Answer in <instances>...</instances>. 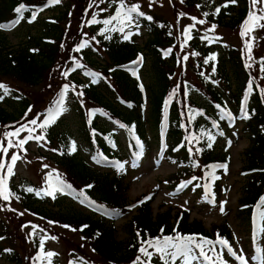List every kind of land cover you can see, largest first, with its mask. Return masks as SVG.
Masks as SVG:
<instances>
[{"label":"trees","instance_id":"obj_1","mask_svg":"<svg viewBox=\"0 0 264 264\" xmlns=\"http://www.w3.org/2000/svg\"><path fill=\"white\" fill-rule=\"evenodd\" d=\"M184 1L186 2V0ZM21 3L29 8V11L23 13L24 19L19 22L23 24V29L31 30L34 25L39 24H41V28L37 34H30L26 41L14 49L9 45V36L6 32L14 30L19 24L13 25V21L18 18L14 9ZM93 3L94 0H87L82 6L78 1L73 12V20L79 24L75 26L76 24L67 25L70 21L71 8L74 6L73 0H69V3L64 5L61 0L60 4L53 6H47L48 0H0V24L5 25L4 28H0V80H13L20 87L33 89L50 85L54 76H60L50 99L40 108H36L37 102L43 103L44 100L38 101L33 97L35 102L32 105L30 97L15 88L8 87L9 94L0 101V104L6 105V108L0 106V129L2 131L0 140H4L5 132L22 129L23 125H30V120L46 113L59 99L64 84H69L71 89L72 85L76 86V83H79L85 96L95 104L97 109L104 111L117 126L119 124L127 126L122 128L123 133L132 144H136L134 146L136 155L140 153L139 144L145 142L149 150L150 142L153 149L154 140L158 144L159 140L164 142L166 140L165 160L177 168V173L171 175L169 180L173 185H178L189 178L196 177V181L204 176L206 178L212 169V164L220 165L223 161L228 162L226 156L218 152L219 135L221 132L222 136L230 135L229 125L231 122L242 123L241 131L248 138L249 143V147L244 152L246 159L243 168V171L248 174H245L237 209L239 211L238 218L246 221L249 225L257 214L256 205L260 198L264 197V93L252 76L248 81L249 74L246 76L247 67L242 56L238 53L235 55V49L229 51V56L235 61L234 69H231L228 75L231 80H235L237 90L233 92L230 87L227 92L229 93L228 98H225L221 90L211 86L209 80L201 75V72H197L203 91L207 94L208 102L206 105H202L194 101L191 96L190 83L180 80L178 85H173V73L174 68L178 65V59L174 50L169 57L164 56L173 41L172 27L168 22L162 17L154 15L137 16L139 24L147 30L149 37L144 48L149 53H153L151 58L153 60L151 64L153 84L146 85L136 76L138 73L135 69L139 64L133 63L138 60L140 52L143 50L134 41L119 43L115 40L114 35H110L108 32L104 36L99 35L100 30L104 28L103 24L87 26V16L93 11ZM233 6V8H227L224 24L234 28L244 23L248 17L249 8L247 3L242 5L236 2ZM39 8H43V11L38 12L35 24L29 26V19L33 12ZM235 9L236 15L233 16L231 12ZM46 13L52 14L41 21L40 17ZM146 17H152V19L149 20ZM227 18L230 19L226 20ZM84 26L95 35L100 46L108 54V60L104 61L105 65L96 60L97 53L89 48L91 45L83 48L80 52L74 51L82 39H88L83 38ZM105 36L111 38L105 39ZM34 49L37 51H33ZM75 62L90 69L100 66L103 69L102 71L99 68L101 70L99 71L101 73L100 81L84 83L78 77L74 79L72 75L67 77L62 75ZM252 81L254 82L253 90L247 97L248 86ZM101 83L103 85H100ZM141 84L143 85L142 89ZM114 92L118 94L119 100L111 99L110 95ZM0 95H3L2 91H0ZM16 105L19 107L16 108ZM216 105L231 112L232 116H225L222 119L220 109ZM72 106L82 121L80 133L82 132L83 139L95 150L93 155H97V158H91L92 155L83 156L77 149L76 142V151L69 154L71 142L74 141L70 136L54 140V137L50 138L48 134V140L58 148L57 162L63 169L62 175L66 183L72 185V189L77 195L83 190L90 201L101 206L104 205L107 210L113 213L123 215L129 211L130 206L128 203L129 183L125 181L129 170L127 167H123L121 170L116 168L117 165H120L123 151L119 152L120 149L117 151L111 147L119 146L118 138L107 129L97 128L95 125L97 116L89 113L86 108L81 106V103L77 102L76 107L75 104ZM31 108L35 110L30 111ZM243 108H246L249 118H243ZM9 109H12V112ZM214 123L218 127H213ZM165 124L169 125L167 129H165ZM133 127L134 132H130L129 128ZM48 130L49 133H52L51 128ZM148 133H151L152 137L149 138ZM208 134L215 137L214 141L208 139ZM192 136L198 137L199 142L192 139ZM13 140L15 141L16 138ZM209 143L212 144L211 148L208 147ZM4 144L7 146L6 140ZM197 149L201 151H197ZM15 152H20L21 155L19 149L10 148L8 156L4 158L6 163ZM101 158L105 166L109 167L110 165L111 172L101 173L91 166V161L95 162ZM208 177L211 178L210 175ZM88 185H92V187L88 188ZM213 188L216 190V194H220L219 184H213ZM41 195L44 196L43 193ZM22 196L24 197L22 206L42 217L46 223L54 221V224L68 225L78 230L86 238L99 260L94 261L81 246L74 245L73 248L83 256L85 255L90 264H134V262L140 264L136 260L138 256L141 260L146 259L139 252L142 246L141 241L162 235L174 236L176 234L174 229L184 235L202 236L212 240H215L219 233L230 244L233 242L231 231L226 223L213 225L210 228L212 232H209L202 220H190L188 211L176 212L177 210L174 211L172 207H168L166 211L154 212L153 198L140 205L136 210V215L126 223L125 229L128 237L122 242L116 239L114 227L107 224L105 219L84 214L80 210L71 214L64 213L61 209L54 211L43 206L45 204L43 202H46L47 199L42 202L41 199H37L36 195L29 192H22ZM141 199H144V196ZM2 202L3 200L0 199V205ZM56 206L60 207L59 202L56 203ZM22 227L23 223L18 226V229L24 237L23 246H26L25 244H30L31 239L26 232L24 234ZM19 243L16 232L11 229L8 221L0 218V258L13 264H31L30 258H36L38 250L35 245H32L26 251L19 247ZM148 250L154 251L152 248ZM152 264H162V262L152 257Z\"/></svg>","mask_w":264,"mask_h":264},{"label":"rangeland","instance_id":"obj_2","mask_svg":"<svg viewBox=\"0 0 264 264\" xmlns=\"http://www.w3.org/2000/svg\"><path fill=\"white\" fill-rule=\"evenodd\" d=\"M78 1H80L83 6L87 0H73L74 6L71 8L72 11L70 13V21L67 25L76 24L75 20H73V12ZM125 2L129 6L131 4H139L140 10L145 15L162 17L174 28L173 48H175L174 50L178 59V65L174 68L173 85H178L180 80L185 81V83H190L193 88L191 96L194 101L199 102L202 105H206L208 102L206 96L207 94L203 91V86L197 77V72H203L205 77L208 78L209 84L216 89L218 88L221 90L224 93L225 98H228L229 93L227 92L230 87L233 92L237 90L235 80H231L228 75V73L231 72V69H234L235 61L229 56V51L231 49H235V55L238 53L242 56V60L245 62L247 67L246 76L250 72L255 78L259 88H261L264 93V71H261V61L262 58H264V29L257 28L250 34L249 37H243L241 35L243 23L234 28L224 24V17L227 12V8L234 7L233 4L228 3V0H186V2L183 0V3H181V0H155L154 3H152L151 0H125ZM236 2H239V4L241 3L242 5L247 3L250 11V0H236ZM66 3H69V0H63V5ZM226 3H228V7H223ZM93 4V11L87 17H91L92 19L94 14L99 13V15L96 16V19L99 18L100 20H104L106 16L111 15V12L115 11L119 7V0H116L115 3H113L112 0H105L104 3H101L100 0H94ZM217 7L220 8V12L218 14L215 12ZM101 9H106V11H101ZM235 11L236 9L231 12L233 16L236 15ZM205 12L208 13L207 16H204ZM181 13L184 15L180 16L179 14ZM51 14L46 13L42 15L40 17L41 21L50 17ZM76 16L78 17V15ZM192 17H195L197 20L203 19L206 22L204 24H195V28H193L190 33L192 38L187 40V46L182 49L181 44L185 42L183 32L187 26L195 23ZM229 19L230 18H227L226 20ZM261 23H264V21H261ZM78 24L79 23L75 26H78ZM113 25L118 26L116 21ZM113 25L108 27H112ZM212 26H215V30L209 31ZM40 28L41 24L34 25L31 30L23 29V27L20 26L17 30L8 32L9 45H11V48L17 49L22 42L27 40V37L30 34H37ZM84 29L85 34L87 35H83V38L86 37L88 40H91L92 37H95V35H93L86 26L83 27V30ZM125 32H138L139 34H133L130 40H125L124 35L121 32L114 31L113 34L116 40L121 42L134 41L140 48H142L144 54L146 55L145 63L142 67L140 66V69H137V72H139V78L142 82L146 85H152L154 77L153 72L151 71V64L153 62L151 58L153 57V53H149L145 50V48H143L149 41L147 31L144 28L141 29L139 26L137 27L133 24L131 28H125ZM204 36H208L209 39H202ZM251 36H255L256 39L252 41V58L249 59L244 42L246 39H250ZM215 37H218L219 39H213ZM90 45L91 46L89 48H91L93 52L97 53L96 60H98V62L102 65H105L104 61L108 60V54L106 51H104L99 43H97L96 39L91 41ZM194 52L199 53V55H192ZM185 55L188 56L186 61L182 60ZM211 55H215L216 59L205 64V59ZM247 65H251V67H248ZM94 67L95 68L92 69L93 71L89 70V68L80 69L78 72L80 78L92 81L91 76L85 75L86 72L98 73V71H103L100 66ZM74 68L75 71H72ZM213 69H215V71H213ZM224 69H226V72H224ZM76 71V65L70 68V72L74 77L78 76L75 74ZM59 80L60 76H54L50 85H43V87L33 89L20 87L15 81L8 79L0 80V83L9 88H15L21 91L22 94H26L31 98L32 105L35 102L33 97L37 98L38 101L44 100L43 103L37 102L36 108H40L50 99L52 91H54V88L56 87L55 84ZM100 85L103 84L101 83ZM80 91L83 92V88L81 85L76 83V92ZM110 96L111 99L119 100L118 94L115 92ZM66 97L67 101L64 106L66 111L63 112V114L54 123L49 125L52 130L50 137L52 136L54 137V140H57V138L62 139L70 136L72 140L77 143V149L80 153L83 156H88L92 154L94 150L90 147V145H88L86 140L83 139V136L81 135L82 132L80 133L82 121L72 105L75 104L76 107L77 102L81 103L82 100L83 105L81 106L86 108L87 111H91L95 109V104L87 96H85V94L83 97H78L75 92L71 91V89L68 91L65 98ZM1 105L6 108L4 103H1L0 106ZM15 107L18 108L19 105H16ZM9 110L12 112V109ZM34 110L35 109L31 108L30 111ZM96 114L97 119L95 125L98 128L107 129L116 135L119 141L118 149L121 150L120 152L123 151V165L130 168L125 177V181L129 183L128 203L130 205L135 204V201L142 196L150 195L152 198L154 197L153 209L156 213H158V211H166L168 210V207H172L174 211L177 210L176 212L186 210L190 213V220H202L209 232H212L210 228L213 227V225L217 226L226 223L229 231H231L232 241H234V250L237 251L238 254H243L247 259L248 264H264V233L257 236V220L255 224L250 222V224L247 225L246 221L238 218V202L241 199L240 197L245 180L243 168L245 166L246 156L244 152L249 147L248 138L241 131L242 124L237 127L234 126L230 130L229 137L217 141V144H219L218 152L225 155L229 160V163L227 164V171L221 168L220 174L217 176L219 177L218 180L220 181L221 192L217 197L214 196L215 203H209L208 201L212 198H208L202 188L199 189L198 187H195L194 183L187 185L180 191H177L178 188H176L169 180V177L176 173L177 168L167 161L162 162L161 158H159V151L157 149L159 147L156 140L153 141L155 143L153 149L150 142L149 150L146 149L144 154L135 158V156L130 154V148H128L130 143L123 133L124 130H120L114 124L111 117L106 114H102V112H98ZM44 119L45 118L40 119L37 124ZM40 134H43L46 137L45 141H40L38 144L35 140H31L24 145L26 152L21 151L23 159L17 161L14 168L15 175H13L8 181V187L13 193H15V195L12 196L9 201L3 200L1 203L0 218L8 221L11 229L16 232L17 240L20 241L19 247L24 248L26 251H28L27 249L31 248L35 243L40 245L41 237H57L55 240L45 239L43 245L44 253L51 251L57 255H54L51 258L45 257L40 259V264H49V259L51 260V264H67L66 259L69 258L68 256L71 254L75 255L73 257L75 261L74 264H78V261H81V258L85 255L83 256L79 252L75 251V248H73L74 245L81 246V248H83L94 261H98L99 258H97L90 244L78 230L73 231L69 227H63L62 225L48 224L44 219H42V217L39 215L37 216L32 211L26 210L21 204L22 199H24L22 192L27 193L25 190L27 187H33L37 191L47 190L50 184L53 186L55 184L58 185L60 176L64 178L62 175L63 169L57 162V157L59 156L57 151L58 148L56 145H51V142L48 141V131L46 129L36 128L33 135ZM148 134L150 138L151 133ZM28 135V132L21 130L19 139H23ZM1 136L2 131L0 129V138ZM229 141H231L230 146ZM40 145H43V147ZM54 149L56 151H53ZM134 164H136V169H133ZM44 165H47L48 167L45 168ZM91 166L101 173H109L108 169L98 170V167L92 163ZM57 174L59 175L57 176ZM211 181L214 180L212 179ZM33 194L35 195V192H33ZM17 197H19V199H17ZM42 197V195L37 196V199L42 200ZM45 197H47L49 202L46 201L43 206L48 207V209L50 208L54 211H59L61 209L62 212L69 214L76 213L80 210L84 214H90V211L75 202L72 196H67L64 192H57L55 199L46 195ZM206 197L208 198L207 200L205 199ZM43 201L45 200H42V202ZM224 201H226V204H224L225 212L222 214L220 211V205ZM58 202L60 206L59 208L56 206V203ZM10 209H15V211ZM260 211H264V208L260 209ZM20 213H23V215H20ZM94 215L97 218L104 216L108 217V214L105 213L102 215ZM135 215L136 211L134 210L132 212H128V214L119 220L113 221L106 218V223L114 227V236H116L118 241L124 242L128 237L125 229L126 223ZM21 223H23V226L29 225L28 227H22V229H24V234L26 232L27 235H30V239L32 240L31 245L27 243L25 244L26 246H23L24 237L18 229V226ZM260 223L264 226V220L260 221ZM31 225H38L39 228L34 230ZM40 228L45 229V231L41 232ZM34 239L36 240L34 241ZM257 248H260L261 251L257 252ZM258 253L259 255H257ZM224 254H227L226 250ZM256 257L260 258L257 259ZM230 258L232 264H240V262L236 261L233 257ZM0 264L13 263L0 258ZM177 264H180L179 260L177 261Z\"/></svg>","mask_w":264,"mask_h":264},{"label":"snow or ice","instance_id":"obj_3","mask_svg":"<svg viewBox=\"0 0 264 264\" xmlns=\"http://www.w3.org/2000/svg\"><path fill=\"white\" fill-rule=\"evenodd\" d=\"M101 3H104L105 0H100ZM113 3L116 2V0H112ZM152 3L155 2V0H151ZM61 0H48L47 6H53L56 4H60ZM181 3H183V0H181ZM228 3L235 4L236 0H228ZM228 3L224 4L223 7H228ZM151 6V4H150ZM259 6V7H258ZM199 7V5H198ZM14 11L18 14V18L13 21L14 24H18L20 20L24 19L23 13L25 11H29V8L21 3L19 6H17ZM39 11H43V8H39L37 11H34L31 18L29 19V23L34 22L36 20V17L38 15ZM101 11H106V9H101ZM215 12L218 14L220 12V8L217 7ZM135 14V16H134ZM99 15V13H96L93 15V18L91 21H89L90 24H103L104 28L100 30L98 33L99 35L104 36L106 32L111 33L114 31H118L123 33L124 39L125 40H130L131 36L133 34H139L137 33H132V32H125V28H131L133 24L136 23V17H143L145 14L140 11V5L139 4H131L130 6L125 2V0H119V7L116 9V12L114 15H112L108 19L104 20H98L96 19V16ZM180 16H183L184 14L181 13L179 14ZM208 13L205 12L204 16H207ZM147 19L151 20L152 17H146ZM192 19L195 21L192 25H189L185 28L183 35L185 36V42L181 44V48L183 49L184 47L187 46V40L191 39V31L193 28H195V24H204L206 21L203 19L197 20L195 17H192ZM113 21H116L117 24L119 25L118 27L116 25H113ZM261 21H264V0H250V11L248 14V17L243 23V30L241 32V35L243 37H249L250 34L257 28L264 29V23H261ZM109 25H113L112 27H108ZM138 27V24H136ZM5 25L0 24V28H4ZM215 26H212V28L209 29V31H214ZM85 36L87 34H84ZM110 36H105V39H110ZM202 39L208 40V36L202 37ZM213 39H219L218 37H215ZM256 39L255 36H251L250 39L245 40V49L247 54L249 55V59H251V50L253 47L252 41ZM95 37H92L91 40L88 39H82L81 43L77 45L74 48V51L80 52L83 48L90 46L91 41H94ZM211 42V41H210ZM98 43V41H97ZM63 47V45H62ZM37 51V50H33ZM171 53V49H168L165 51L164 55L167 56ZM194 56H198L199 53H192ZM188 59V56L185 55L182 60L186 61ZM216 59L215 55H211L207 57L204 61L205 64L209 63V61H214ZM143 62V57L140 56L137 61L133 63L140 64ZM262 67L261 71H264V58H262ZM248 67H251V65H247ZM76 67L78 68H83L84 65L80 64L77 62ZM72 71H75V68L72 69ZM215 71V69H213ZM135 74V73H134ZM62 75L67 77L69 75V72H63ZM85 75L91 76L92 77V83H97L99 82L100 74L94 73V72H86ZM201 75H204L201 73ZM138 78V77H137ZM141 89L143 88V85H140ZM179 87V86H178ZM70 90V85L69 84H64L62 87V92L60 94L59 99L55 101V103L44 113L43 115L45 116V119L41 121L39 124H37V120L39 117L34 118L29 121V124L35 126V127H28L27 125L22 126V130L26 131L29 133L28 136H26L23 139H19L21 129H17L15 131L11 132H5L4 133V140H0V199L4 201H9L12 196L15 195L9 187H8V181L9 179L15 175L14 168L18 160L23 159V157L20 155V152H15L11 155L10 161L5 162L4 158L8 156V151L10 148H17L20 151L26 152V149L24 148V145L27 144L31 140H35L38 144L40 141H45L46 137L43 134L40 135H33L35 133L36 128L40 129H46L47 126H49L51 123H54L62 114L63 112L66 111V108L64 107L65 103V96L67 95L68 91ZM0 91L3 92V95H0V101L4 99V96L9 94L10 89L2 83H0ZM71 91L75 92V94L78 97H83V92H76V86L72 85L71 86ZM175 92V90H174ZM248 92L249 94L252 92V85L251 83L248 86ZM81 105H83V101L81 100ZM131 106V105H129ZM218 109H220L221 112V118L223 119L225 116L231 117L232 114L231 112L226 111L224 108H221L220 105H216ZM96 110H91V114H95ZM242 111L244 112V117L243 118H249L247 116V110L246 108H243ZM105 114V113H102ZM202 114V113H201ZM118 123V122H117ZM120 128H126L127 126L124 124H119ZM213 127H218L215 123L213 124ZM130 132H134V127L129 128ZM220 135H223L221 132ZM13 138H16L14 141ZM192 139L197 140L199 142L198 137L192 136ZM208 139L210 141H214L215 137L211 136L208 134ZM7 141V146H5L4 141ZM137 143L139 144V140L137 138ZM231 144V141H229V146ZM43 147V145H40ZM212 144L209 143L208 147L211 148ZM142 148V145H141ZM53 151H56L55 149ZM76 151V143L75 141L71 142V146L69 148V154L73 153ZM191 152V149H189ZM197 151H201L200 149H197ZM63 154V153H61ZM95 159V157H94ZM199 166V165H196ZM45 168H47V165H44ZM120 168H123V165H119ZM215 167L223 168L225 171H227V165L226 164H221ZM51 175V174H49ZM59 174H57L58 176ZM208 175L212 177L213 180L219 179V177L214 175V170L213 172H210ZM193 180H196V177L192 178ZM192 183V181H186L179 185L177 191H180L184 187L187 186V184ZM88 188H91L92 185H88ZM195 187H200L199 184L195 185ZM71 189L72 185L71 184H64L62 181H58L57 186L49 185V188L47 190H41L37 191L33 187H27L25 190L29 193L35 192V195L41 196L43 195L50 196L53 199L56 198V193L57 192H64V189ZM78 196L81 197L80 202L85 203L86 201L89 204H94V201H90L85 194L83 190H81L78 193ZM19 199V197H17ZM147 199H151V197H146ZM206 200L208 199L207 197L205 198ZM144 201H141L143 203ZM209 203H215L214 196L212 197L211 200L208 201ZM224 204H226V201L222 202L220 205V211L222 214H224ZM264 207V197L260 198L259 203L256 205L257 209V227H256V233L257 236H260V234L264 233V226L261 225L260 221L264 220V211H260V209ZM12 211H15V209H10ZM20 215H23V213H20ZM43 219V218H42ZM49 224L55 223L54 221H48ZM29 225H24L23 227H28ZM31 227L35 230L39 228L38 225H31ZM63 227H70L68 225H63ZM87 227V226H84ZM75 231L76 229H72ZM83 230V229H80ZM41 232H44L45 229H40ZM163 231V230H162ZM176 234L173 235H162L160 237H155V238H150L147 240H142V246L139 249V252L142 254L143 257H145V260H141L140 256L136 258L137 261L140 262V264H152V257L154 255L158 256L162 264H177V261H180V264H229V262L225 259L224 257V252L226 250L227 255L230 257H233L236 261H239L240 264H248L247 259L243 254H238L237 251L234 250L230 242L221 237L219 233H217V238L215 240L208 239L206 237H197L196 235H184L179 232H176V230H173ZM139 236V232L137 233ZM45 239H57L55 236H46V237H41L40 239V250L43 255L39 257V259H43L45 257L51 258L54 255H57L54 252H46L44 253L43 251V245L45 242ZM146 245V246H144ZM217 245L221 246V251L217 252ZM152 248L154 251H149L148 249ZM94 251V250H93ZM261 251L260 248H257V252ZM211 253V255H210ZM259 259L260 257H256ZM49 264H51V260L49 259ZM81 264H87L86 261H83V258H81ZM136 264V262H134Z\"/></svg>","mask_w":264,"mask_h":264}]
</instances>
